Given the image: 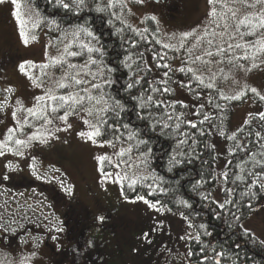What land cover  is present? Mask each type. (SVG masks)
I'll use <instances>...</instances> for the list:
<instances>
[{"label":"rangeland","instance_id":"rangeland-1","mask_svg":"<svg viewBox=\"0 0 264 264\" xmlns=\"http://www.w3.org/2000/svg\"><path fill=\"white\" fill-rule=\"evenodd\" d=\"M108 3L109 0H100L99 2L100 5H108ZM253 4H255V0H247V3L240 0L230 4V8L235 7L233 10L237 13L234 25L229 28L223 38L220 36L213 38L214 45L211 49L206 41H202L200 46L191 53L192 58L203 55L206 50L215 52L216 47L228 45V42L242 41L243 38L236 31L238 20L250 14L255 18L256 10L258 13L264 11V4H258L255 8L249 6ZM161 5L162 2L156 4L151 0H143L142 3L138 0H123L122 4H115L117 8L115 14L135 29L145 27L146 17H156L153 21L157 27L160 41L176 44L179 47L180 33L189 32L195 28L197 34H201L207 22L212 19L208 16L212 7L215 6L218 10L222 9L220 4L210 5L208 0H185V12L181 11V15L173 17L172 6L169 4L168 7L163 8ZM14 9L20 12L21 19L25 21V38L29 41L27 44L24 43V38L20 35L21 26L12 15ZM37 21L39 24L34 28L32 25ZM208 27L209 31L213 29L216 32L223 31L222 26L216 28L215 24L208 25ZM73 31L75 28L64 33ZM233 34H235V38L229 39ZM260 35L264 36V29ZM32 36H35L36 39L32 40ZM68 39H71V36ZM68 39H64L62 33L56 35L53 26L39 18L30 2L17 0V5H13L12 0H4L3 3H0V53L4 52L10 43L20 52L14 61L10 60V63L4 65L5 70L2 72V79H0V87L4 92V95L0 96V104H4L3 109L0 110V141L4 140L8 128L17 127V122L12 116L13 111L19 109L17 117L22 123L23 117L26 115L24 109L33 107L36 103L35 97L44 95L49 88H55V83L61 80L67 70V65L63 67L50 66L45 70L46 74L42 75L39 68H31L26 65L30 75L40 78L41 86L35 87L29 76L19 70V65L24 61H32L37 65L48 63L45 52L47 51L49 57L59 55ZM81 39L88 42L90 38L81 35ZM91 42L93 43V41ZM194 42V37H189L186 46L191 47ZM72 50H78L75 44H73ZM172 50L176 54L172 65L176 67L179 62L180 65H185L189 55L185 49ZM251 50L253 49L249 51ZM92 55L94 58V53ZM232 55L242 57L243 54L241 51L239 54L236 49H233L226 52L223 58L218 55L204 56L205 60L212 61L210 64L197 61L195 64L186 65L198 69L205 83L211 82V78L215 74L214 82L219 93L222 91L224 95L231 97L243 92L242 103L233 109L230 116L228 130L230 133L235 132L249 114L260 110L259 105L246 94L252 93L251 89L255 88L256 94L264 96V56L261 55L258 62H253V58L250 56L247 60L241 59L239 64L243 67H239L228 62L227 57ZM87 58L85 53L82 56L70 57L69 61L74 64H84ZM216 61L221 62L216 63ZM253 63H256L258 67L252 68ZM90 67L92 71L97 70V66ZM100 67L103 66L100 65ZM106 75L107 70L105 69L103 78L98 76L93 82H101L106 78ZM85 78L91 79V77ZM175 87L179 97L184 101L191 100V96L187 92L179 89L180 87L177 85ZM9 89L11 91H8ZM69 91H79V88L55 89L57 95L67 94ZM93 94L98 93L94 90ZM18 100L23 106L22 108L17 104ZM203 100H206V96L203 97ZM88 107L90 105L85 101L82 107L77 109L79 115L68 117L67 124H70L71 127L67 130L54 132L46 143L33 140L28 147L22 149L24 153L22 156L7 151L3 156H0V167L5 166L7 172L21 169L19 173L28 174L29 171L31 178L38 180L37 176L33 175V168L30 167L35 163L38 175L41 177L39 180L43 181L42 186L38 183H30L31 189L25 196L27 206L19 203L22 198L19 192L10 194L12 200L10 204L0 196V233L3 234V236L0 235V264H55L54 261L59 258L56 251L65 247L67 240L64 236L62 239L59 237V241L56 240L57 229H62L63 226L55 212L59 213L60 211L61 213L70 202L75 204V208L82 209L87 206L91 211L97 210L93 209L97 206L96 204H101L100 207L103 209L104 206L116 208V213H114L116 215L111 220V224L115 222L113 227L108 229L109 231L99 229L97 232V240L102 243L103 247L102 264H152L153 258H157L156 264L164 262L159 260L163 257L160 256V252L163 251L165 245L170 243L169 240L172 237L169 235L167 241L161 242L158 240L161 235L160 230L163 236L167 233L174 236L179 233L178 223L164 209L149 207L143 200L123 198L121 185L123 181L128 180L120 181L117 173L128 177H146L149 172L144 166L140 154L131 150L126 151L122 156L117 155L122 149H128L129 145L112 142L110 145L101 146V142L105 140H99L97 137L98 143L94 144L91 140L78 135L81 131H87L83 119H91V117H88L83 109ZM63 114L64 112L61 110L56 115ZM29 120L32 123L25 125L22 130H17L14 133L15 138L25 139L26 135L31 134L36 130V127L43 123L42 119L33 121V118L29 117ZM67 124L56 119L50 127L65 129ZM9 146L15 147L14 141H9ZM99 156L109 157L111 163L108 160L98 161L97 157ZM122 160L126 163H120ZM9 163L14 167H7ZM117 164L119 167L115 166ZM104 173L110 175L105 176ZM69 186L71 193L66 191ZM45 188L48 192L44 190ZM252 210L243 225L251 229L258 237H264V201ZM149 226L156 227L152 234ZM45 237L48 238V247L51 244L56 246L55 252L50 251L45 245ZM68 243L67 240L66 246Z\"/></svg>","mask_w":264,"mask_h":264},{"label":"trees","instance_id":"trees-1","mask_svg":"<svg viewBox=\"0 0 264 264\" xmlns=\"http://www.w3.org/2000/svg\"><path fill=\"white\" fill-rule=\"evenodd\" d=\"M30 2L39 16L45 23L55 20L58 28L53 26L56 35L66 32L71 28L83 25L90 28L97 40H93L96 47L102 48L103 57L99 53H94L95 59H102L103 68H112L109 77L114 81L111 86H104L103 91L112 98L120 100L124 105V111L117 117L114 112H108V124L118 125L119 131L115 128H108L107 125L99 140H111L117 144L131 145V150L141 155L143 164L149 172L148 179L138 183L133 188H129L128 181H123L121 194L126 200H135L136 197L144 196L151 203H156L157 208L164 209L178 223L179 233L174 236L167 233L163 236L162 231L158 240L167 241V237H172L170 243L164 246L160 252L161 264H264V237H258L251 229L243 225L244 220L252 213V209L264 201V189L261 182H264V163L256 164L255 161H264V119L260 113H264V100L256 93L248 92L253 101L259 105V112L249 114L242 125L233 133L229 130V120L233 109L240 105L244 96L239 100H225L220 97L217 88L207 89L197 87L193 81L188 85L191 74L175 71L184 64L173 66L175 51L164 49L162 44H157L160 40L157 27L150 17L145 19V27L137 29L143 32V37L134 32L125 20H117L113 13L117 11L116 6L109 8L108 5H100V0H84V4L79 10L69 12L55 4V0H25ZM184 9L185 12V0ZM240 1V0H235ZM71 3V0H65ZM230 8L233 0H224ZM104 7V12H96L97 6ZM258 4H255L254 8ZM235 7H232L233 9ZM218 10L217 12L222 11ZM260 14L264 13L259 12ZM256 10V14H259ZM237 14V13H236ZM256 16V15H255ZM255 19V18H254ZM112 20L109 24L108 21ZM227 21L231 26L235 20L231 18V13H227ZM130 26V27H129ZM121 29L117 33L116 29ZM147 29V31H144ZM241 32L248 31L241 26ZM262 29L255 35L244 36L242 41L254 44L261 36ZM135 42V46H133ZM236 43H230L235 45ZM227 48V45H223ZM235 49V48H234ZM238 53L244 55L245 49H236ZM254 50V49H253ZM244 52V53H243ZM164 54L166 57L160 63H168L173 70L170 72L171 81L169 86L173 89L170 93L162 91L151 92L149 82L152 86L162 89L159 81L165 79L163 72L168 69L157 68L153 54ZM229 55V54H227ZM242 55V56H243ZM263 52L259 53L253 62H258ZM129 56L128 61L124 57ZM251 57V56H250ZM159 55H157V60ZM258 59V60H257ZM166 60V61H165ZM131 64V69L125 68L121 63ZM143 69L142 71H137ZM131 72V75H130ZM141 77V83L130 90H126L129 82H134L136 76ZM188 85L182 87L181 84ZM184 90L191 96V100L184 101L176 93V87ZM190 89H194L192 91ZM199 92V99L196 93ZM144 94L153 96V102L149 108H137V102L131 97ZM211 95L212 101L208 97ZM206 96V100L203 97ZM163 101V105L156 107L155 101ZM183 102L186 107H182L179 102ZM176 102L174 107H168ZM203 104L202 110L199 105ZM219 105L220 107H217ZM183 112L185 119L193 120L197 123L196 128L189 124H182L181 128L173 131L175 127V115ZM199 112V114H196ZM139 113V115H138ZM166 113L173 114V119L167 121L169 128L162 129L163 123L167 120ZM207 114L209 119L204 120ZM143 117H150L144 118ZM159 121L160 123H157ZM124 124L130 126L123 128ZM137 133L135 139H128V131ZM223 131L224 135H221ZM186 135H180V133ZM203 132V134H201ZM257 133L260 135L257 136ZM235 134L233 139L229 136ZM116 136L120 139L117 140ZM180 140H186L185 144H179ZM145 141V143H139ZM195 141V143H193ZM151 149V151H149ZM255 154V161L251 158ZM172 157L180 163L174 164L169 170V161ZM241 165L243 171H241ZM227 172V179L222 173ZM251 173V174H250ZM259 174V175H256ZM236 175L244 176V180H235ZM159 179H156V178ZM257 183L252 184L253 180ZM201 181L194 190L193 185ZM252 184L249 190L248 185ZM152 185V187H149ZM226 189H234L229 196ZM248 192L247 195H241ZM151 193V195H149ZM203 194V195H201ZM184 200L185 204L178 203ZM230 200L220 208L219 203ZM170 221H172L170 219ZM203 224L205 227L200 228ZM191 225V226H190ZM150 233L156 228L150 227ZM153 228V229H152ZM162 228V226H160ZM155 233V232H154ZM207 233V234H205ZM199 234L200 239H195ZM155 236V234H154ZM203 249V251H202ZM189 253H192L189 255ZM207 257V259H205ZM157 263V258L152 259Z\"/></svg>","mask_w":264,"mask_h":264},{"label":"snow or ice","instance_id":"snow-or-ice-1","mask_svg":"<svg viewBox=\"0 0 264 264\" xmlns=\"http://www.w3.org/2000/svg\"><path fill=\"white\" fill-rule=\"evenodd\" d=\"M4 0H0V3H3ZM138 2H143V0H138ZM210 5H216L220 4L221 8L223 9L220 12H217V9L215 6L212 7L211 11L208 13V16L211 17L212 19L207 22V24L204 27V30L201 34H197V29H192L189 32H184L179 34V47H177L176 44H170V43H162L159 39L156 40L157 44H162V47L164 49H174L176 51H179L180 48H184L185 51L189 54L188 55V60L185 62V66H182L178 69H175V71L184 73L186 76L188 74H191L190 79L188 80V85H190L193 81L197 83V87H204L207 89H214L216 88L215 84V74L211 78V82L205 83V80L201 74H199L198 69L194 67H189L186 66L187 64H195L197 61L203 63V64H210L212 63L211 60H205L204 56L212 57L213 55H218L220 57H224L226 52L232 51L234 48L235 49H245L244 55L241 56H228V62L229 63H234L235 66L243 67L242 65L239 64V61L241 59L247 60L249 59V56H251L254 60L257 57V55L261 52H264V39H257L254 44H249L247 42L244 43H236L235 45L233 44H228L227 48L224 46H218L215 49V52L211 50H206L203 55H197L193 59L191 56V53L193 50L197 47L200 46L202 41H206L209 49H211L214 45V37L220 36L223 38L227 33L230 28V25L227 21V13H231V18L233 20L236 19V11L229 8L228 4L224 2V0H208ZM235 0H233V3ZM242 2L247 3V0H242ZM13 5H17V0H12ZM123 0H109L108 7L111 8L115 4H122ZM55 4L59 7H62L63 9L72 12L74 10H79L82 5L84 4V0H71V3L65 2V0H55ZM255 4H264V0H255ZM255 4L249 5L251 7H254ZM106 9L101 6H97L95 8L96 12H104ZM12 15L17 19V23L21 26V31L20 35L22 38H24V43L27 44L29 41L27 38H25V31H24V24L25 21L21 19V14L18 10L14 9ZM115 18L117 20H121V17L113 13ZM146 19H148L146 17ZM150 19L155 20L156 17H151ZM122 23H124L123 20H121ZM222 22V25H221ZM109 24L112 23V20L108 21ZM39 24V21L36 23H33V27H37ZM215 24L216 28H221L223 27V31L216 32L215 29L209 31L208 25ZM50 26H55L59 27L56 24L55 20L49 21ZM241 26H244L245 28L248 29L246 32H241L240 28ZM130 27V26H129ZM260 29H264V13L262 14H257L255 16V19L253 18V15L246 16L244 18H241L238 20L236 23V31L239 32V35L241 38L244 36H251L255 35L256 32ZM134 32H137V34L141 35L143 37V32L137 30V29H132ZM144 31H147L145 29ZM116 32L119 33L121 32V29L117 28ZM64 39H68L69 36H71V39H68V42L64 45L62 53H60L57 56L54 57H49L47 51L45 52V56L48 59V63H41L39 65L34 64L32 61H24L19 65V70L22 73H25L26 75L29 76V79L32 81L33 86L35 87H40L41 83L39 82L40 78L39 77H34L30 75L26 69V65L31 67V68H39L41 70L42 75L46 74L45 70L49 68L50 66H60L63 67L64 65H67V70L64 73V76L61 78V80L57 81L55 83V88H49L45 91L44 95H40L35 97V104L33 107H29L24 109V112H26V115L23 117V122L21 123L20 119L17 117V112L19 109L14 110L12 113L13 119L16 120L17 122V127L16 128H8L7 133L5 134L4 140L0 141V156H3L5 154V151L7 152H12L17 156H22L24 153L22 151L23 148L28 147L33 140H38L40 143H46L47 139L51 136H53L54 132H58L61 130H67V128H70L71 125L67 124L68 117L70 115H79V111H77L78 108H81L82 105L87 101L90 105V107L83 109V111L86 113L88 117H91V119H83V124L86 126L87 131H81L78 133V135L81 138L91 140L94 144L98 143L97 137H100L104 131L105 126L107 125L108 128H115L117 131H119V126L118 125H112L108 124L107 121V113L108 112H114L117 117L120 116V113L124 111V105L120 100H116L112 98L108 93H105L103 91L104 86H111L114 81L109 77L108 79H102L101 82H93L97 79V77L103 78L104 71L105 69L103 67H100V65L103 64V60L100 59H95L93 58V53H99L101 57H103L104 53L102 51V48L96 47L95 44H93L91 41L97 40L98 38L95 36L93 31L85 27L83 25H79L75 27V31L71 33H62ZM81 35L84 37L90 38L88 42H85L84 39H81ZM189 37H194L195 42L192 43L191 47H187L186 43L188 41ZM235 34L229 37V39H234ZM32 40H35L36 37L32 36ZM75 44L76 48L78 50H72V46ZM133 46H135V42H133ZM250 49H254L249 51ZM87 54L88 58L85 61L84 64H74L69 61L70 57H78L82 56L84 54ZM157 55H159V59L157 60ZM166 57V53L164 54H158L154 53L153 54V59L156 60V67L157 68H164L168 69V71L163 72V77L165 79L159 81V83L163 86L162 89H159L155 86H152V82H149L150 84V90L151 92L155 93L158 91H162L163 93H170L173 91V89L169 86L170 81H171V76L170 72L173 70L171 69V66L168 63H163L161 64L160 61L164 60ZM130 59L129 56L124 57V61H128ZM122 61L121 63L125 68L131 69L132 65L128 63H124ZM221 61H216V63H220ZM90 66H97L96 71H92ZM252 68L258 67L256 63H253L251 65ZM143 69H138L137 71H142ZM250 70V69H249ZM107 71L111 73L114 71L112 68H107ZM131 75V72H130ZM85 77H91V79H86ZM141 77L138 75L135 77L134 82H129L127 84L126 90H130L134 88L136 85H139L141 83ZM188 85L181 84L182 87H188ZM83 86V87H81ZM66 89V88H79V91H69L67 94H59L57 95L55 93V89ZM94 90L98 94H93ZM192 91H195L194 89H190ZM8 91H11L10 89ZM253 93H256V89L253 88L251 89ZM243 95V92H239L234 96H226L223 94V92H220V97L222 99L228 100H239L241 96ZM200 93H196V98L199 99ZM134 101L137 102V108L139 109H146L149 108L150 105L153 102V96L148 95L146 99L144 98V94L141 93L140 96H133L131 97ZM209 102L212 101L211 95L208 97ZM261 100H264V96H260ZM176 102H173L171 105L168 107H174ZM182 107H186V105L183 104V102H179ZM17 104L20 105V101H17ZM156 107H160L163 105V101H155ZM4 107V104H0V110H2ZM22 108L23 106L20 105ZM204 107L203 104L199 105V109L202 110ZM217 107H220L217 105ZM63 110L64 114L63 115H56L59 111ZM196 114H199L197 112ZM139 115V113H138ZM261 119H264V113L259 114ZM167 120L163 123L162 129L169 128L170 125L167 121H171L173 119V114H168L166 113ZM29 117L33 118V121H39L43 120V123L40 124L38 127H36V130L33 131L31 134L26 135L25 139H18L15 138L14 133L17 130H22L25 125L31 124L32 121L29 120ZM185 114L183 112L176 114L175 115V127L173 131H177L181 128L182 124H189L192 128L197 127V123L193 120H187L184 118ZM142 119L144 118H150V117H143L141 116ZM60 120L63 121L67 124V127L65 129H60V128H54L50 127L54 124V120ZM209 116L207 114L204 115V120L200 121V123H203L204 121L208 120ZM157 123H160L157 121ZM245 123H248V121H245ZM123 128L129 129L130 126L128 124H124ZM203 134V132H201ZM221 135H224L223 131L220 133ZM137 133L134 131L129 130L128 131V139L132 140L135 139ZM180 135H186V133H180ZM260 134L257 133V136ZM235 134L232 136H229V139H233ZM116 139L119 140L120 137L116 136ZM9 141H14L15 147H10L9 146ZM187 141L186 140H180L178 143L179 144H185ZM139 143H145V141H139ZM195 143V141H193ZM104 144H112L111 140H105L101 142V146ZM126 151H131V145L129 146L128 149H122L119 153H117L118 156H122ZM151 151V149H149ZM141 155H146V154H141ZM264 155V153H262ZM255 161V154L251 157ZM35 161V158H33ZM98 161H105L108 160L109 163H111V160L107 156H99L97 157ZM120 163H126V161H120ZM180 163L179 160H176L175 157H172L169 161V170H171V166L174 164ZM256 164H261L264 163V161H255ZM116 167H119V164L115 165ZM7 167L12 168L14 165L9 163ZM30 167L33 168V175H36L38 179L41 177L38 175L36 164L33 163L30 165ZM130 167V165H129ZM237 167L241 168V171H243V168L241 165H237ZM102 171V169H101ZM251 174V173H250ZM105 176H109L110 174L104 173ZM221 175L224 176L225 179H227L228 173L224 172ZM259 175V174H256ZM117 177L119 178L120 181L123 180H128L129 188H133L135 185L138 183H142L144 180L148 179L147 177H128L127 175L121 176L119 173H117ZM55 179V177H53ZM156 179H159L158 177ZM235 180L237 181H242L244 180V176L242 175H236ZM201 181H197L195 185H193L194 190L199 186ZM257 183V180H253L252 184ZM252 184L248 185V189L250 190L252 188ZM63 187V184H62ZM149 187H152V185H149ZM261 188L264 189V182H261ZM66 191L71 193V187L69 186ZM227 193L229 196L234 192V189H226ZM249 194L248 192L242 193L241 195H247ZM151 195V193H149ZM203 195V194H201ZM137 200H143L146 204L149 205V207H156V203H159V201H156V203H151L147 199H145L144 196H137ZM178 203L185 204L187 206V202L184 200H178ZM230 200H225L223 203H219V207L223 208L225 204L230 203ZM98 219L103 220L104 217L100 216ZM191 226V225H190ZM205 226L203 224L200 225V228H204ZM59 231V229H57ZM207 234V233H205ZM55 239V237H53ZM195 239L199 240L200 236L199 234L196 235ZM264 243V242H262ZM203 251V249H202ZM192 253H189L191 255ZM207 259V257H205ZM219 264V262H217Z\"/></svg>","mask_w":264,"mask_h":264},{"label":"flooded vegetation","instance_id":"flooded-vegetation-1","mask_svg":"<svg viewBox=\"0 0 264 264\" xmlns=\"http://www.w3.org/2000/svg\"><path fill=\"white\" fill-rule=\"evenodd\" d=\"M162 2L161 7L172 6L173 17L180 14L184 9L183 0H162L156 4ZM184 12V11H183ZM9 51V53H8ZM20 55L18 49L12 47L10 43L4 52L0 53V79H2V72L5 70V64L10 63V60H15ZM4 92L0 87V96H3ZM21 170V169H20ZM20 170L14 172H7L5 166L0 167V196L4 197L8 204L12 203L11 195L14 192H19L22 197L19 203L26 204L25 199L27 192L31 189V182L43 185L42 180H34L28 171V174L19 173ZM41 181V182H40ZM38 187V186H34ZM36 189V188H35ZM47 190L46 188L44 189ZM48 192V190L46 191ZM42 193V192H41ZM57 193V192H56ZM43 194V193H42ZM46 194V193H45ZM71 200H74L71 198ZM70 200V201H71ZM93 209L96 211L88 210L89 207L85 206L82 209L75 208V204L70 202L66 208L57 214V219L61 222L63 228L59 229L56 235V240L59 241L64 236L68 241V245L63 247L61 250L56 251L59 254V258L55 260V264H102V243L97 240V232L99 229L109 231L115 222L111 224V220L116 213V208L112 206H104L101 208V204H96ZM27 206V204H26ZM100 210H98L99 208ZM14 209V207H13ZM103 216L104 219L100 220L98 217ZM63 232V233H62ZM110 235V232L108 233ZM1 236L3 234L0 233ZM48 237V236H47ZM60 237V239H59ZM58 238V239H57ZM45 245L48 247V238L44 239ZM49 250H56V246L49 245Z\"/></svg>","mask_w":264,"mask_h":264},{"label":"water","instance_id":"water-1","mask_svg":"<svg viewBox=\"0 0 264 264\" xmlns=\"http://www.w3.org/2000/svg\"><path fill=\"white\" fill-rule=\"evenodd\" d=\"M153 1L158 2L159 0H153Z\"/></svg>","mask_w":264,"mask_h":264}]
</instances>
